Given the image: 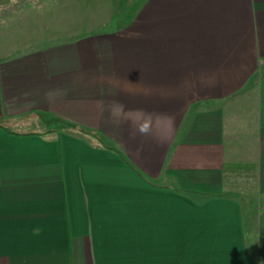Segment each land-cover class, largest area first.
<instances>
[{
  "label": "crops",
  "instance_id": "1",
  "mask_svg": "<svg viewBox=\"0 0 264 264\" xmlns=\"http://www.w3.org/2000/svg\"><path fill=\"white\" fill-rule=\"evenodd\" d=\"M134 4L0 57V264H264V0Z\"/></svg>",
  "mask_w": 264,
  "mask_h": 264
},
{
  "label": "rangeland",
  "instance_id": "2",
  "mask_svg": "<svg viewBox=\"0 0 264 264\" xmlns=\"http://www.w3.org/2000/svg\"><path fill=\"white\" fill-rule=\"evenodd\" d=\"M136 0H9L0 5V57L8 58L52 44L124 28ZM3 118V117H2ZM1 122L7 126L5 118ZM20 130H40L20 121Z\"/></svg>",
  "mask_w": 264,
  "mask_h": 264
},
{
  "label": "trees",
  "instance_id": "3",
  "mask_svg": "<svg viewBox=\"0 0 264 264\" xmlns=\"http://www.w3.org/2000/svg\"><path fill=\"white\" fill-rule=\"evenodd\" d=\"M2 119H3V118H0V126H1V127H5V128H6L8 131H10V132L18 133V132H15V131L9 129L8 127H6V126L1 122ZM82 131H85V132H87V133H90V134H94V135H95V132H91V131H89V130H87V129H84V128H83ZM246 168H247V166L243 167L242 165H238V164H237V165H233V166H231V167L226 166V170L229 171V173H230V176H229V177H230V180H229L228 183H231L232 185H237V184L240 183V181H243V180H245L244 183H247V184H249L250 182H252V180H253V178H254V174H253V171H254V170H252L251 167H248L249 170H248V174H247V175H241V174H240V173H241L242 171H244ZM248 168H247V169H248ZM251 172H252V173H251ZM242 183H243V182H242Z\"/></svg>",
  "mask_w": 264,
  "mask_h": 264
}]
</instances>
